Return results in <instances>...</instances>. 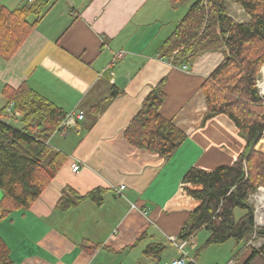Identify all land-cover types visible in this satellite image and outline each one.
I'll return each mask as SVG.
<instances>
[{"label":"crops","instance_id":"0c3cea01","mask_svg":"<svg viewBox=\"0 0 264 264\" xmlns=\"http://www.w3.org/2000/svg\"><path fill=\"white\" fill-rule=\"evenodd\" d=\"M152 1L0 0L9 11L37 2L48 8L16 55L0 57V114L8 103L6 89L25 84L67 114L84 113L76 127L57 131L49 141L67 156L51 184L30 210L0 222L13 264H171L180 252L169 238L179 236L198 206L182 189L186 174L193 167L230 166L243 151L246 141L227 117L204 123L201 86L223 54L206 53L187 69L162 58L161 47L172 33L166 39L160 35L173 13L166 19ZM118 53L123 58L111 66ZM163 80L166 100L160 113L187 135L169 160L133 146L125 136L149 92ZM112 87L124 94L112 99L90 127V108L109 97ZM98 189L100 204L89 199L57 209L65 191L86 196ZM3 197L0 189V202ZM154 243L166 248L160 259L144 255ZM255 249L247 245L224 262L264 264Z\"/></svg>","mask_w":264,"mask_h":264},{"label":"trees","instance_id":"16d2710c","mask_svg":"<svg viewBox=\"0 0 264 264\" xmlns=\"http://www.w3.org/2000/svg\"><path fill=\"white\" fill-rule=\"evenodd\" d=\"M231 4L239 5L249 20L236 21L230 14ZM46 5L37 2L15 11L0 5V57L9 60L16 55L47 12ZM30 17L35 20L30 22ZM160 51L162 58L181 67L191 65L206 53L223 54L222 62L201 86L207 104L204 123L225 116L246 141L232 165L212 171L193 167L186 174L182 189L198 206L178 238L187 240L205 229L209 233L206 246L223 245L230 240L248 245L254 237L264 239V227L255 226L254 207L249 203L250 195L264 186V152L257 149L264 136V100L257 87L264 67V0H195ZM123 94L112 87L109 97L90 108L89 126L95 124L112 99ZM6 95L8 103L0 114V189L4 193L0 222L15 212L30 210L67 160L49 141L61 131L68 114L26 84L17 90L6 89ZM165 100L163 80L149 92L125 136L133 146L169 160L187 135L173 120L161 115ZM11 103L21 114L13 119L18 126L2 119ZM101 193L98 189L81 196L73 190L65 191L57 209L66 211L89 199L100 204ZM238 208L246 211L239 220L235 218ZM165 249L162 244H150L144 255L160 259ZM10 254L0 236V264H13ZM254 255L264 257V244L255 249Z\"/></svg>","mask_w":264,"mask_h":264},{"label":"rangeland","instance_id":"374dc122","mask_svg":"<svg viewBox=\"0 0 264 264\" xmlns=\"http://www.w3.org/2000/svg\"><path fill=\"white\" fill-rule=\"evenodd\" d=\"M152 1V0H151ZM153 0L158 6L162 7L164 11H159L167 19L169 13H173L169 20L166 23H169L167 29L163 30L160 37L166 39L169 36V33H172L177 24L185 17L188 13L189 8L195 2V0H180L176 4H172L169 0ZM162 1L164 3H162ZM242 8L239 5L231 4L230 5V14L236 21L246 22L249 20V16L241 10ZM171 28V31H170ZM190 67V64L187 65ZM262 70V69H261ZM261 72V71H260ZM90 116V115H89ZM13 124L19 125L15 120H12ZM257 149L264 152V136L262 140L258 143ZM246 214V211L243 209H236L235 218L240 219ZM207 231H200L190 243V246L187 247V251L190 254V259H192L196 264H226L225 259L228 255L231 256L230 260L233 259V256L237 255L239 252L245 249L247 246L245 243H237L235 240H230L229 242L223 245H209L206 246V240L208 238ZM255 238V237H254ZM253 238V239H254ZM252 245L254 248H259L264 244V239H254ZM226 256V258H225ZM228 261V260H227ZM233 263V262H231ZM230 263V264H231Z\"/></svg>","mask_w":264,"mask_h":264},{"label":"built area","instance_id":"2783aa9c","mask_svg":"<svg viewBox=\"0 0 264 264\" xmlns=\"http://www.w3.org/2000/svg\"><path fill=\"white\" fill-rule=\"evenodd\" d=\"M123 56H124L123 53L116 54L113 62L111 63V66H114L117 61L123 58ZM183 68L187 69L188 67L184 66ZM257 87L259 89V93L261 97L264 100V67L262 68L258 76ZM6 116L9 117L10 119H15V118L21 117V114L14 110V104L11 103L6 109ZM83 119H84L83 112H80V113L71 112L67 115L60 129L62 132H65L69 129H73L74 127H76L78 121H81ZM72 169H73V172H78L80 169V166L77 163H74L72 165ZM124 189H125V186H121L120 188L116 189L117 195L122 196L121 193ZM249 203L254 207L255 226L257 228L264 227V186H260L256 192L250 195ZM193 238L194 237L187 239V240H180L178 237H175V236H172L169 238L170 241L175 246H177L180 252V257L178 259H175L171 264H187L188 262L193 261L192 259H190V254L186 250V247L190 245V243H192ZM248 245L250 246L254 245L253 241L250 242Z\"/></svg>","mask_w":264,"mask_h":264}]
</instances>
